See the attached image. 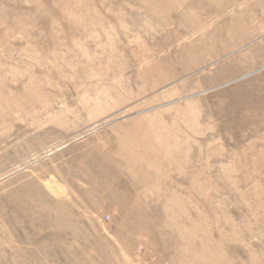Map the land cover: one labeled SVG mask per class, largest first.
<instances>
[{
  "label": "rangeland",
  "instance_id": "obj_1",
  "mask_svg": "<svg viewBox=\"0 0 264 264\" xmlns=\"http://www.w3.org/2000/svg\"><path fill=\"white\" fill-rule=\"evenodd\" d=\"M0 264H264V0H0Z\"/></svg>",
  "mask_w": 264,
  "mask_h": 264
}]
</instances>
